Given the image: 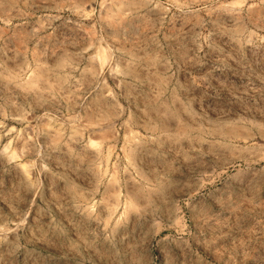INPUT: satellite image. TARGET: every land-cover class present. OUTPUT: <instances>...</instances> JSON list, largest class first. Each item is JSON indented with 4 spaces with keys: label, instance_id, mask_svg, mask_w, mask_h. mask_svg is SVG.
Returning a JSON list of instances; mask_svg holds the SVG:
<instances>
[{
    "label": "rangeland",
    "instance_id": "rangeland-1",
    "mask_svg": "<svg viewBox=\"0 0 264 264\" xmlns=\"http://www.w3.org/2000/svg\"><path fill=\"white\" fill-rule=\"evenodd\" d=\"M237 119L264 0H0V264H264V162L199 145Z\"/></svg>",
    "mask_w": 264,
    "mask_h": 264
},
{
    "label": "bare ground",
    "instance_id": "bare-ground-1",
    "mask_svg": "<svg viewBox=\"0 0 264 264\" xmlns=\"http://www.w3.org/2000/svg\"><path fill=\"white\" fill-rule=\"evenodd\" d=\"M215 125L214 129L199 133V145L204 149L202 155L208 163L224 171L234 166L253 168L264 162V149L260 147V143H264V135L254 131L259 126L257 123H244L242 119H237L218 122ZM207 172L206 168L205 173Z\"/></svg>",
    "mask_w": 264,
    "mask_h": 264
}]
</instances>
